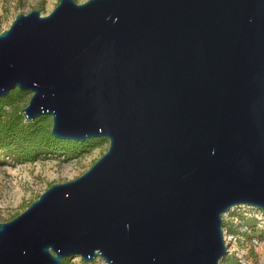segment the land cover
Returning <instances> with one entry per match:
<instances>
[{
	"label": "water",
	"instance_id": "obj_1",
	"mask_svg": "<svg viewBox=\"0 0 264 264\" xmlns=\"http://www.w3.org/2000/svg\"><path fill=\"white\" fill-rule=\"evenodd\" d=\"M108 139L0 221V264H220L222 215L264 210V0H58L0 30V97Z\"/></svg>",
	"mask_w": 264,
	"mask_h": 264
},
{
	"label": "rangeland",
	"instance_id": "obj_2",
	"mask_svg": "<svg viewBox=\"0 0 264 264\" xmlns=\"http://www.w3.org/2000/svg\"><path fill=\"white\" fill-rule=\"evenodd\" d=\"M58 0H0V30L6 28L18 12L39 8L42 14L50 11ZM82 1V0H77ZM51 121V116L49 115ZM108 146V139L81 154H46L33 161H16L5 157L0 161V221L21 212L47 186L74 178L85 171ZM223 216V215H222ZM258 231V230H257ZM237 241V248L247 264H264V244L254 248L249 240ZM74 264H107L97 256L83 261L72 257ZM222 264L221 260L219 261Z\"/></svg>",
	"mask_w": 264,
	"mask_h": 264
},
{
	"label": "trees",
	"instance_id": "obj_3",
	"mask_svg": "<svg viewBox=\"0 0 264 264\" xmlns=\"http://www.w3.org/2000/svg\"><path fill=\"white\" fill-rule=\"evenodd\" d=\"M29 96V90L15 87L0 97V161L5 157L16 161H33L40 156L57 153L75 156L106 140L102 136L89 137L84 140L54 137L50 133L51 121L48 114L27 120L21 112ZM257 210L254 207L235 208L231 213L238 215L239 221L234 223L223 218L222 226L228 232L238 234L240 243L243 241L241 239L246 240L251 236L264 239V218L254 214ZM262 213L264 214V210ZM221 262L222 264H238L234 253L226 254ZM61 264L74 263L72 257L65 256Z\"/></svg>",
	"mask_w": 264,
	"mask_h": 264
},
{
	"label": "built area",
	"instance_id": "obj_4",
	"mask_svg": "<svg viewBox=\"0 0 264 264\" xmlns=\"http://www.w3.org/2000/svg\"><path fill=\"white\" fill-rule=\"evenodd\" d=\"M238 207L253 208L254 206H249V205L236 206V207L232 208L231 210L223 213L222 219L226 218V219L231 220L234 223H237L239 221L238 215L231 213V211L235 208H238ZM254 208H257V207H254ZM257 209L258 210L256 212H254V214L257 217H263L264 218V214L262 213L263 209H259V208H257ZM222 230H223V234H224V239L228 243L226 254L234 253V255L237 256L238 264H247L246 258L242 254L239 253L238 248L236 246L239 235L236 233L228 232L227 229L223 226H222ZM248 240H249V245H252L254 248H256L258 246H262L264 244V239L259 238L258 236H251Z\"/></svg>",
	"mask_w": 264,
	"mask_h": 264
}]
</instances>
